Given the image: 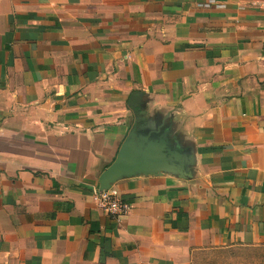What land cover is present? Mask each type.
<instances>
[{
    "label": "crops",
    "instance_id": "0c3cea01",
    "mask_svg": "<svg viewBox=\"0 0 264 264\" xmlns=\"http://www.w3.org/2000/svg\"><path fill=\"white\" fill-rule=\"evenodd\" d=\"M182 163L114 181L133 125ZM264 245V0H0V264H190Z\"/></svg>",
    "mask_w": 264,
    "mask_h": 264
},
{
    "label": "water",
    "instance_id": "95a60500",
    "mask_svg": "<svg viewBox=\"0 0 264 264\" xmlns=\"http://www.w3.org/2000/svg\"><path fill=\"white\" fill-rule=\"evenodd\" d=\"M182 153L171 147L165 135L133 125L122 141L113 161L99 174V190H108L119 178L157 175L182 163Z\"/></svg>",
    "mask_w": 264,
    "mask_h": 264
},
{
    "label": "rangeland",
    "instance_id": "374dc122",
    "mask_svg": "<svg viewBox=\"0 0 264 264\" xmlns=\"http://www.w3.org/2000/svg\"><path fill=\"white\" fill-rule=\"evenodd\" d=\"M190 264H264V245H233L195 251Z\"/></svg>",
    "mask_w": 264,
    "mask_h": 264
},
{
    "label": "built area",
    "instance_id": "2783aa9c",
    "mask_svg": "<svg viewBox=\"0 0 264 264\" xmlns=\"http://www.w3.org/2000/svg\"><path fill=\"white\" fill-rule=\"evenodd\" d=\"M93 200L112 219L118 221L130 209V204L108 190L93 192Z\"/></svg>",
    "mask_w": 264,
    "mask_h": 264
}]
</instances>
